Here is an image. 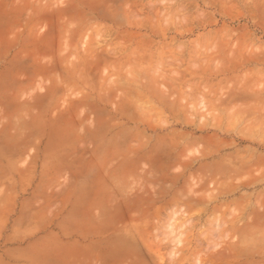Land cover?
<instances>
[{"label": "rangeland", "instance_id": "1", "mask_svg": "<svg viewBox=\"0 0 264 264\" xmlns=\"http://www.w3.org/2000/svg\"><path fill=\"white\" fill-rule=\"evenodd\" d=\"M263 100L264 0H0V192L116 190L73 264H264Z\"/></svg>", "mask_w": 264, "mask_h": 264}, {"label": "crops", "instance_id": "2", "mask_svg": "<svg viewBox=\"0 0 264 264\" xmlns=\"http://www.w3.org/2000/svg\"><path fill=\"white\" fill-rule=\"evenodd\" d=\"M47 156L0 192V264H73L94 247L100 210L111 207L101 202L116 191L111 175L66 170Z\"/></svg>", "mask_w": 264, "mask_h": 264}, {"label": "bare ground", "instance_id": "3", "mask_svg": "<svg viewBox=\"0 0 264 264\" xmlns=\"http://www.w3.org/2000/svg\"><path fill=\"white\" fill-rule=\"evenodd\" d=\"M120 49V48H119ZM141 51V50H140ZM140 51H138V52H140ZM115 52V51H114ZM116 53V52H115ZM141 53V52H140ZM176 75V74H175ZM171 77V76H170ZM165 79H167L166 77H164ZM179 79V78H178ZM175 80V79H174ZM219 84V83H218ZM177 85V84H176ZM220 85H222V84H220ZM178 86V85H177ZM188 87V86H187ZM182 88V87H181ZM186 88V87H185ZM198 89V88H197ZM212 89V88H211ZM219 90V89H218ZM222 91V90H221ZM225 91V90H224ZM186 92L188 93L189 91L186 89ZM213 92V91H212ZM185 93V92H184ZM193 94V93H192ZM195 94V93H194ZM184 96V95H183ZM193 96V95H192ZM191 96V97H192ZM189 98H190V96H188ZM227 97V96H226ZM213 98V97H212ZM225 98V96L223 97V99ZM214 99V98H213ZM214 100H216V97H215V99ZM257 100V99H256ZM260 101V100H259ZM264 101V100H263ZM218 102H219V100H218ZM220 103V102H219ZM259 104V103H258ZM236 106V105H235ZM252 107V106H251ZM261 107V106H260ZM253 108V107H252ZM264 108V107H263ZM262 108V109H263ZM144 111V110H143ZM142 110H140V112H143ZM148 112H150V110L148 111ZM144 114V113H143ZM147 114V113H146ZM149 114V113H148ZM215 117V116H214ZM216 119V118H215ZM254 120V122H255V118H253L252 120H250V121H253ZM249 121V122H250ZM254 122H250V123H253L254 124ZM248 123V122H247Z\"/></svg>", "mask_w": 264, "mask_h": 264}]
</instances>
